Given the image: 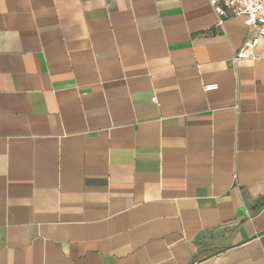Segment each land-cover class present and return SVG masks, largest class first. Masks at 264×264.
I'll return each mask as SVG.
<instances>
[{"label":"crops","instance_id":"1","mask_svg":"<svg viewBox=\"0 0 264 264\" xmlns=\"http://www.w3.org/2000/svg\"><path fill=\"white\" fill-rule=\"evenodd\" d=\"M254 36L209 0H0V264H264Z\"/></svg>","mask_w":264,"mask_h":264},{"label":"built area","instance_id":"2","mask_svg":"<svg viewBox=\"0 0 264 264\" xmlns=\"http://www.w3.org/2000/svg\"><path fill=\"white\" fill-rule=\"evenodd\" d=\"M209 3L219 23L226 18L243 17L245 26L255 30V36L244 41L233 62L252 59L258 43L264 39V0H209ZM216 89V84L203 86L205 92ZM151 101L155 102V98Z\"/></svg>","mask_w":264,"mask_h":264}]
</instances>
